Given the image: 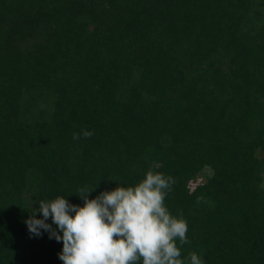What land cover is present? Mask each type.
<instances>
[{
  "label": "trees",
  "instance_id": "16d2710c",
  "mask_svg": "<svg viewBox=\"0 0 264 264\" xmlns=\"http://www.w3.org/2000/svg\"><path fill=\"white\" fill-rule=\"evenodd\" d=\"M148 170L182 259L264 264V0H0V264H63L34 203Z\"/></svg>",
  "mask_w": 264,
  "mask_h": 264
},
{
  "label": "clouds",
  "instance_id": "9594fccd",
  "mask_svg": "<svg viewBox=\"0 0 264 264\" xmlns=\"http://www.w3.org/2000/svg\"><path fill=\"white\" fill-rule=\"evenodd\" d=\"M93 135L81 129L73 140ZM174 184L172 176L148 170L138 184L118 186L94 199L89 194L97 187H81L75 194L83 199L82 207L65 197L39 200L25 223L31 236L43 230L49 239L63 242L58 254L63 264H203L196 252L181 258L182 246L190 243L188 225L182 213L173 216L165 205ZM37 213L43 218L37 219ZM50 217L52 224L47 223Z\"/></svg>",
  "mask_w": 264,
  "mask_h": 264
},
{
  "label": "rangeland",
  "instance_id": "374dc122",
  "mask_svg": "<svg viewBox=\"0 0 264 264\" xmlns=\"http://www.w3.org/2000/svg\"><path fill=\"white\" fill-rule=\"evenodd\" d=\"M147 96H148V98L151 99V96H150V95H147ZM207 173H208V174H212L211 171H207ZM200 179L204 180V177H200ZM197 182H198V181H194V182H192V183H191V186L194 187V186L197 184Z\"/></svg>",
  "mask_w": 264,
  "mask_h": 264
}]
</instances>
